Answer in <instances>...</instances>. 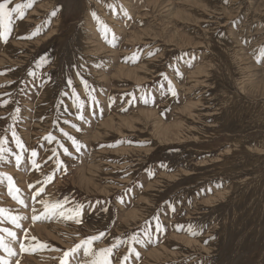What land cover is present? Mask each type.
<instances>
[{"label": "rangeland", "instance_id": "1", "mask_svg": "<svg viewBox=\"0 0 264 264\" xmlns=\"http://www.w3.org/2000/svg\"><path fill=\"white\" fill-rule=\"evenodd\" d=\"M164 1L34 0L13 13L0 40V208L24 219L17 228L0 216L18 238L0 231L16 253L0 248L3 264H60L101 232L91 250L124 241L111 264H264V0ZM42 199L84 205L81 223L32 221ZM31 237L49 248L21 252ZM85 259L81 250L73 264Z\"/></svg>", "mask_w": 264, "mask_h": 264}, {"label": "snow or ice", "instance_id": "2", "mask_svg": "<svg viewBox=\"0 0 264 264\" xmlns=\"http://www.w3.org/2000/svg\"><path fill=\"white\" fill-rule=\"evenodd\" d=\"M9 0H4V2L0 3V40L7 42L8 39V34L10 33L11 30V18L13 16V13H17L21 18L24 16V9L26 8H31L33 6L34 0H26L25 3L23 4H16L14 8L12 9H8L7 5H8ZM56 11H53L51 13V15H55ZM92 16L94 19L97 20L98 23H100L99 18L97 17L96 13L93 12ZM7 21V23H6ZM40 29L37 28L31 35L35 36L39 33ZM110 31V29H108L107 25H104V33H105V38H107V33ZM109 43H111L113 46H115V36L113 35L112 40L108 41ZM260 52L262 55H264V47H262L260 49ZM149 55H153V53H149ZM133 62H135V60L137 59V57L135 55H133V57L131 58ZM257 63L261 62V58L258 56L256 57ZM47 62V57H41L40 58V62L37 65L38 67ZM30 76H35V72L33 71H29L28 73ZM69 85H71V81L69 80ZM169 91L172 92L173 95H175L174 90L171 87V84H169ZM73 97H74V106L77 107V109L79 110L80 108H82V103L79 101V98L76 97L75 92H73ZM4 103L6 104L7 101H4ZM16 113H19L20 109L17 108ZM13 120L17 119V116L14 114L12 116ZM77 119H83L82 116H77ZM77 131H80L81 129L77 128ZM13 138L16 140L17 146L19 148H23V145L20 143L19 139L16 137V133L13 130L12 132ZM65 136L68 137V139L71 140V143L73 145L74 148H76L77 151L80 150V148L82 147V145L74 138L68 136L67 133H64ZM46 139L51 142L52 140L55 139L54 136H52L51 134H49L48 137H46ZM4 143L3 140H0V145H2ZM3 149L0 148V152H2ZM65 154H68V150L65 148L64 149ZM53 153H55V149H53ZM37 155V153L35 151H32V156L35 157ZM21 162V157L18 155L16 157V163L17 165H19ZM34 166L36 165V161L33 160L32 161ZM57 164V168H61L62 167V162L57 159L56 161ZM161 167H167L166 165H161ZM9 181V187H8V192L9 195L12 196V199L15 200L17 203L22 204L23 201L19 198L18 195H14L13 191H15L16 193H19V189L16 188L15 190H13V186H12V181H11V177L7 178ZM52 176H48L47 180L51 181ZM217 187H219V185H217ZM43 189H40L39 191L36 192V194L33 196V199L35 200L37 196L40 195V192H42ZM42 204V210L38 213L36 208L32 209V221H39V220H48L50 218H60V219H65V220H72L74 221L76 224H80L81 220H80V216H81V212L82 209L84 208V205L82 204H75L72 207H65L67 200L65 199L64 201L61 200H40L39 201ZM123 202V201H121ZM173 211H175V209H172ZM9 212V210L0 208V216L5 217L6 219H8L15 227L19 228L20 227V221L22 219H24V217H20L18 215H6ZM156 230L157 231H162V228L159 224H157L156 226ZM179 230V229H178ZM0 231L6 232L7 236L9 238H12L13 242H17L18 238H17V233L8 229H0ZM147 234V233H146ZM194 234V233H192ZM104 236V233L101 232L99 233L98 236H91L86 240H82L80 244L75 245L73 248L69 249L68 251H64L63 255L60 259V264H73V261L76 259V257L78 256V254L80 253L81 250H83V256L86 258L84 261V264H111V260H110V256L113 253V249L117 248L119 246V243H123L124 241H118L117 244H113L111 247H107V248H103L100 249L99 251H95V250H91L89 247V245L92 244L93 241H97L100 239V237ZM27 233H25V239H27ZM31 241L34 242V244L32 245L31 248H29L28 246H26L24 243H20V250L21 252H26V251H31L34 250L35 248H39V249H47L49 248V245L45 242H41L39 240H37L35 237H31ZM128 242L130 244H136V243H140V238L138 234H132L128 237ZM0 248L4 249L8 255H15V251L5 242L4 237L0 236ZM55 251H60L59 249H54ZM129 252H132L133 249L131 247H129L128 249ZM138 255V254H137ZM128 260V256H124L123 259L121 260L120 264H124L125 261ZM0 264H3L2 261H0Z\"/></svg>", "mask_w": 264, "mask_h": 264}, {"label": "bare ground", "instance_id": "3", "mask_svg": "<svg viewBox=\"0 0 264 264\" xmlns=\"http://www.w3.org/2000/svg\"><path fill=\"white\" fill-rule=\"evenodd\" d=\"M149 1V0H148ZM156 1H158V0H156ZM164 1V0H163ZM192 1V0H191ZM250 1V0H249ZM155 1H152V3H154ZM165 2V1H164ZM182 2H184V1H182ZM198 2H200V1H198ZM156 3V2H155ZM158 3V2H157ZM156 3V4H157ZM191 3V2H190ZM200 3H203V2H200ZM188 4V3H187ZM192 4V3H191ZM204 4V3H203ZM125 5V4H124ZM161 5H163V4H161ZM45 6V5H44ZM199 6H201V5H199ZM42 7V6H41ZM156 7V6H155ZM167 7V6H166ZM204 7V6H203ZM133 8V7H132ZM155 9V8H154ZM206 9V8H205ZM186 10V9H185ZM189 10V9H188ZM188 10H186V11H188ZM200 11V10H199ZM36 11H34L33 13H35ZM208 12V11H207ZM188 13V12H187ZM187 13H185V14H187ZM195 13V12H194ZM32 14V13H31ZM36 14V13H35ZM192 14V13H191ZM210 13H208V15H209ZM262 14V13H261ZM173 15V14H172ZM188 15V14H187ZM248 15V14H247ZM200 16V15H199ZM198 16V17H199ZM35 17V16H34ZM189 18H190V16H189ZM157 19V18H156ZM185 19H186V17H185ZM201 19V18H200ZM184 20V19H183ZM30 21H31V19H30ZM154 21V20H153ZM169 21V20H168ZM179 21V20H178ZM197 21V20H196ZM56 22V21H55ZM182 22V21H181ZM152 23V22H151ZM159 23V22H158ZM162 23V22H161ZM190 23V22H189ZM166 24V23H165ZM57 25V24H56ZM170 26V25H169ZM165 27H166V25H165ZM56 28V27H55ZM52 29V28H51ZM151 29V28H150ZM155 31V30H154ZM162 32V31H161ZM174 34V33H173ZM55 35V34H54ZM157 35V34H156ZM50 36H51V33L50 34H48L47 36H45L42 40H37V42H39V41H46V40H49L50 39ZM142 36V35H141ZM145 36V35H144ZM158 36V35H157ZM161 36V35H160ZM165 38V37H164ZM196 38V37H195ZM204 38V37H203ZM136 39V38H135ZM191 39H192V37H191ZM171 40V39H170ZM183 40H184V38H183ZM182 40V41H183ZM200 40V39H199ZM187 41V40H186ZM172 42V41H171ZM194 42V41H193ZM196 42V41H195ZM197 42H199V41H197ZM192 43V42H191ZM202 43V42H201ZM39 44V43H38ZM90 44V43H89ZM92 44V43H91ZM22 45V44H21ZM94 45V44H93ZM126 45V44H125ZM90 46V45H89ZM91 50V49H90ZM247 50V49H246ZM91 52V51H90ZM110 53V52H109ZM6 57V56H5ZM247 59V58H246ZM2 60V59H1ZM245 61V60H244ZM154 62V61H153ZM243 62V61H242ZM0 63H1V61H0ZM208 63V62H207ZM253 66V65H252ZM259 68V67H258ZM120 70V69H119ZM129 70V69H128ZM128 70H127V72H128ZM218 70V69H217ZM134 71V70H133ZM136 71V70H135ZM134 71V72H135ZM126 72V73H127ZM133 72V73H134ZM137 72V71H136ZM196 72V71H195ZM198 72H199V70H198ZM118 73H121V72H118ZM130 74V73H129ZM135 74V73H134ZM118 75H120V74H118ZM124 75H125V72H124ZM143 75V74H142ZM101 76V75H100ZM207 76V75H206ZM253 76V75H252ZM102 78V77H101ZM111 78V77H110ZM131 78V77H130ZM118 79V78H117ZM132 79H134L133 78V76H132ZM132 79H130V80H132ZM138 81V80H137ZM187 83V82H186ZM254 83V82H253ZM236 87V86H235ZM254 90V89H253ZM257 91V90H256ZM251 92V91H250ZM239 93V92H238ZM229 94V93H228ZM188 97V96H187ZM230 97V96H229ZM236 98V97H235ZM248 101V100H247ZM234 106V105H233ZM249 106V105H248ZM182 108V107H181ZM140 109V108H139ZM186 109H184V111H185ZM242 110V109H241ZM148 111V110H147ZM183 111V112H184ZM236 111V110H235ZM186 112H187V110H186ZM185 112V113H186ZM241 112V111H240ZM251 112V111H250ZM143 114V113H151V111L150 112H139V114ZM141 114H140V117H141ZM242 114V113H241ZM145 115V114H144ZM143 115V116H144ZM147 115V114H146ZM136 116H137V114H136ZM129 117V116H128ZM139 117V116H138ZM137 117V118H138ZM146 117V116H145ZM148 117H149V115H148ZM111 118V117H110ZM135 119V118H134ZM133 119V120H134ZM193 119V118H192ZM125 121V120H124ZM140 121H141V119H140ZM133 122V121H132ZM104 123L105 122H103L101 125H100V127L102 128V125H104ZM131 124V123H130ZM125 125V124H124ZM127 125V124H126ZM133 126V125H132ZM158 126V125H157ZM99 127V128H100ZM106 127V126H105ZM136 127V126H135ZM160 127V126H159ZM104 128V127H103ZM133 128V127H132ZM155 128V127H154ZM160 128H162V127H160ZM164 128H166L165 126H164ZM109 129V128H108ZM117 129V128H116ZM145 129V128H144ZM167 129V128H166ZM176 129V128H175ZM135 130V129H134ZM157 130H159V128L157 129ZM168 130V129H167ZM106 131V130H105ZM150 131V130H149ZM155 131V130H154ZM159 131H161V130H159ZM95 132V131H94ZM106 132H108V131H106ZM165 132V131H164ZM168 132V131H167ZM159 133V132H158ZM122 134V133H121ZM154 134H156L155 132H154ZM167 133H165L164 135H166ZM103 136V135H102ZM160 136V135H159ZM172 136V135H171ZM150 137V136H149ZM159 139V138H158ZM103 140V139H102ZM237 140V139H236ZM235 140V141H236ZM156 147V146H155ZM230 148V147H229ZM232 149V148H231ZM134 150V149H133ZM121 151V150H120ZM145 151V150H144ZM103 153V152H102ZM231 153V152H230ZM124 155V154H123ZM91 167V166H90ZM229 167H230V165H229ZM253 168V167H252ZM254 169V168H253ZM87 171V170H86ZM91 171H92V169H91ZM233 173V172H232ZM263 173V172H262ZM162 177V176H161ZM89 183V182H88ZM91 184V183H90ZM241 186V185H240ZM151 187V186H150ZM82 188V187H81ZM254 189V188H253ZM235 198V197H234ZM204 201H205V199H204ZM138 209V208H137ZM140 210V209H139ZM264 211V210H263ZM134 212V211H133ZM135 214V213H134ZM132 215H133V213H132ZM130 216H131V213H130ZM141 217V216H140ZM138 218V217H137ZM135 222V221H134ZM44 227V226H43ZM121 228V227H120ZM41 234V233H40ZM43 235V234H42ZM172 237H174V236H172ZM17 246V245H16ZM165 247V246H164ZM162 251V250H161ZM160 251V252H161ZM164 251V250H163ZM155 252V251H154ZM147 253V252H146ZM149 253V252H148ZM155 253H157V252H155ZM158 253H159V250H158ZM148 255V254H147ZM153 256H154V254H153ZM163 256V255H162ZM151 257H152V255H151ZM154 258V257H153ZM175 258V257H174ZM152 259V258H151Z\"/></svg>", "mask_w": 264, "mask_h": 264}]
</instances>
